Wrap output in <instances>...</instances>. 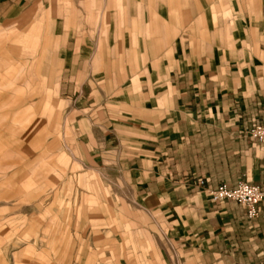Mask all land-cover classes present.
I'll return each mask as SVG.
<instances>
[{
  "label": "crops",
  "instance_id": "1",
  "mask_svg": "<svg viewBox=\"0 0 264 264\" xmlns=\"http://www.w3.org/2000/svg\"><path fill=\"white\" fill-rule=\"evenodd\" d=\"M73 1H90L93 28L51 23L41 82L84 115L86 166L128 175L142 206L160 213L178 264H264V203L248 221L240 204L208 195L242 181L264 189V147L247 136L264 124V0H0V42L11 28L35 38L44 8ZM91 33L111 35L110 56L94 54L97 75L83 61ZM126 246L118 264H143Z\"/></svg>",
  "mask_w": 264,
  "mask_h": 264
},
{
  "label": "rangeland",
  "instance_id": "2",
  "mask_svg": "<svg viewBox=\"0 0 264 264\" xmlns=\"http://www.w3.org/2000/svg\"><path fill=\"white\" fill-rule=\"evenodd\" d=\"M90 5L60 2L48 16L44 8L34 19L40 31L33 39L17 40L16 28L2 36L0 264H118L115 250L122 244L143 264H178L160 213L142 206L125 172L86 166L77 139L84 115L58 88L47 93L41 82L49 66L47 28L52 23L57 31L67 30L74 21L93 28ZM85 36L83 61L97 75L105 67H95L94 54L101 60L110 56L105 47L111 35Z\"/></svg>",
  "mask_w": 264,
  "mask_h": 264
},
{
  "label": "built area",
  "instance_id": "3",
  "mask_svg": "<svg viewBox=\"0 0 264 264\" xmlns=\"http://www.w3.org/2000/svg\"><path fill=\"white\" fill-rule=\"evenodd\" d=\"M250 141L264 147V124L253 123L247 132ZM205 182L198 181V186H204ZM210 199L215 203L234 202L245 209V217L248 221L256 220L260 215V205L264 203V189L247 181L239 182L234 189L227 185H220L208 192Z\"/></svg>",
  "mask_w": 264,
  "mask_h": 264
}]
</instances>
